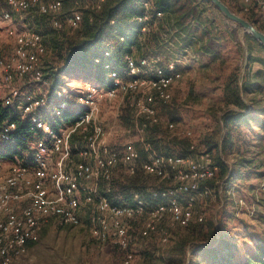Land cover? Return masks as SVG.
<instances>
[{
  "label": "built area",
  "instance_id": "built-area-1",
  "mask_svg": "<svg viewBox=\"0 0 264 264\" xmlns=\"http://www.w3.org/2000/svg\"><path fill=\"white\" fill-rule=\"evenodd\" d=\"M104 1L87 0L85 6L98 9ZM238 1L245 13H250L257 5L264 17V0ZM0 2L18 13L34 12L47 17L57 32L79 28L83 18L77 8L63 16V0ZM144 6L147 11L133 20L140 25L142 35L150 32L163 17L161 11L149 13L150 2H145ZM4 17L10 19L11 14L7 12ZM8 33L13 38L14 49L5 58L0 52V85L7 89L6 101L19 110L21 121L31 133L24 137L25 147L9 157L14 159L13 163L5 166L0 162V264H12L26 255L50 220L81 225L82 210L86 206L94 210L89 230L95 240L125 250L118 264H133L135 255L129 251L130 245L139 237L158 232L164 222L186 227L195 220H204V215H195L197 200L211 194L220 182L219 167L210 152L183 156L150 153L140 163L134 143L127 142L122 149H117L110 144L112 131L103 128L106 114L102 106L128 99L134 115L141 120L140 130L150 124L175 129L176 124L161 116L158 104L172 99L174 87L183 77L184 54L188 48L180 49V54L167 57L165 61L160 52L144 56L126 53L121 57L120 66L113 57L117 46L108 43L102 53L105 72L102 83L72 88L61 85L49 98L42 91L48 84L43 65L47 53L45 36L27 25L9 28ZM100 61L96 59V63ZM18 80L32 83L35 89H22ZM68 110L76 112V120L60 123ZM18 126L16 120L2 122L1 151L6 145H16ZM75 136L82 139L77 149L72 146ZM24 153L26 157L21 156ZM121 166L130 175L140 166L146 175L165 185L149 190L157 203L152 204L143 194L134 192L132 204H115L106 194L98 192V183L104 185L106 192L112 189L114 172ZM259 191L264 195V180ZM138 215H145V221L134 234L129 220ZM168 239L169 234L164 233L163 242ZM256 264H264V250Z\"/></svg>",
  "mask_w": 264,
  "mask_h": 264
},
{
  "label": "rangeland",
  "instance_id": "rangeland-1",
  "mask_svg": "<svg viewBox=\"0 0 264 264\" xmlns=\"http://www.w3.org/2000/svg\"><path fill=\"white\" fill-rule=\"evenodd\" d=\"M194 1L197 4L196 10L199 12L198 24L207 23L215 34L218 33L219 35L221 32L220 36L224 38L223 41H219L223 44L220 48L214 46L216 43H212L213 48L220 54L219 58L223 70L203 72L200 62V43L188 42L190 45L188 55L187 53L184 55L190 66L183 69V77L174 87L173 100L170 102L171 106L175 105L179 109L181 119L176 123L175 129L169 130L170 134L174 136H187L198 152H208L205 143L206 137L216 134L222 142L228 136V131L223 127L224 113L230 108L239 111L243 109L234 106L229 107L227 103H220L217 99L220 98L218 97L220 95L213 92L212 86L204 85V82L206 83L207 80H212L214 77L222 76L227 79L237 75L241 96L243 100L247 101H244L247 106V109L244 110L248 112L249 119L242 127H234L229 137L232 139L235 136L241 141L244 138H250L256 142L261 137L262 152L255 155L250 152L245 155L246 151H244L243 156L237 157L232 152L235 147L234 144H236L233 141H231L229 148L222 149L220 147L219 155L229 166V172L226 176H222L218 170V180L220 181L218 186L211 194L198 198L195 215L201 214L204 215V219H212L218 237L227 242V247L232 254L229 257L242 262L249 256H259L264 250V195L259 191L260 183L264 180V96L259 88V85L264 86V50L256 39L251 35L248 37V33L244 32L235 22L226 18L213 4L203 3L201 0ZM228 1L234 9L239 11L238 14L247 16L248 13L242 10V5L238 0ZM80 6L81 4L77 3L74 5V9H78ZM253 11L256 13V19L259 20L254 25L257 28V25L263 26L264 17L257 5ZM7 12L11 14L10 19L4 17ZM46 21L49 22L48 18L38 13H18L0 2L1 55L4 58L8 57L14 49L13 38L8 33L9 28L19 29L27 25L41 31L42 25L39 23L44 24ZM46 24L48 29H52L50 24ZM66 31L71 32L72 30ZM66 31H55L54 36L45 35L47 53L43 58V65L47 76L51 74L52 66L57 64L54 62L55 57L51 49L52 38L61 37ZM195 32L199 37L200 29H196ZM149 40H146L143 50L139 51L134 48V53L141 56L145 50L149 49L150 52H153ZM147 43L148 45H146ZM157 49L164 56V61L167 56L180 54V50L165 46L164 42ZM207 60L211 61L210 58ZM95 74L96 70L89 72V70L78 69L74 75L60 80L62 81L60 84L72 88L80 87L86 83H102L105 80L104 75L101 74V77L96 78ZM26 82L23 84V80L17 81L24 90L35 89L32 83ZM248 84H251V89L248 92L243 91L242 87ZM42 91L47 93L45 87L42 88ZM6 95L7 89L0 85V109H9L14 115L19 114V110L8 104L5 99ZM125 102L128 103V100L107 102L102 106V112L106 114L103 128L107 132L112 131L110 144L115 148L122 149L127 142H132L139 149V144L143 143L147 132L140 130L141 120L134 115L133 110L127 114L132 121L124 124L122 110ZM158 108L161 116L169 119L163 113L164 104L159 103ZM2 122L0 123L2 124ZM81 142L82 139L75 136L72 139V146L77 149ZM242 145L246 144L243 143ZM247 146L255 147L252 144H247ZM3 154L0 149V162L3 165L9 166L13 163V158ZM210 154L216 156L218 152L213 151ZM21 156L26 157L27 155L24 153ZM19 159L22 158L19 156ZM128 174L126 169L121 166L115 170L113 181L125 178ZM222 182L223 184H221ZM161 184L162 182H159L157 178L150 176L147 179L146 187L147 190H150L151 187ZM97 190L99 193H106L102 183H98ZM93 215L94 210L86 206L82 210L81 225L66 224L58 219L50 220L44 225L40 239L30 247L29 252L14 260L12 264H118L125 255V250L113 244H100L95 240L89 230V225L93 224ZM144 221L145 215H138L130 219V231L134 234L138 233ZM180 231V226L166 221L161 225L158 232L152 233L146 238L139 237L129 248V251L135 255L133 264H166L163 255ZM164 233L169 234L167 242L162 240ZM146 250L151 255H147ZM221 252L228 253L226 249H222ZM190 259H195V256L191 255Z\"/></svg>",
  "mask_w": 264,
  "mask_h": 264
},
{
  "label": "trees",
  "instance_id": "trees-1",
  "mask_svg": "<svg viewBox=\"0 0 264 264\" xmlns=\"http://www.w3.org/2000/svg\"><path fill=\"white\" fill-rule=\"evenodd\" d=\"M63 1V16L70 13L74 9L75 4L80 3L81 6L78 9L82 11L83 18L79 28L71 32L66 31L61 37L52 38L51 49L55 57L54 62L57 64L52 66L51 74L48 76L45 75L48 84L44 87L47 89L46 94L49 98H52L59 86H61L60 83L62 81L60 80L64 77L74 75L78 69L89 70V72L96 70V78L101 77V74L104 75L102 53L108 43H113L117 46L113 57H116L115 63L120 66L122 65L121 57L126 53H134V48H137L139 51L143 50L147 39H150V43H148L154 51L150 52L151 50L149 49L145 50L141 53V56L160 52L156 48L163 42L165 46L169 47L180 44V49L189 48L190 45L188 42L193 43V41H196L197 44L201 42L200 45L207 50L213 47V42L219 48L223 45L219 42L224 39L223 36H220L221 32H219V35L218 33L215 34L207 23L198 24L199 12L196 10L197 4H195L194 0H105L98 9L86 7L85 3L87 0H79V2L78 0ZM201 1L203 3H211L209 0ZM223 1L233 11L236 13L239 12L232 7L228 0ZM145 2L151 3V7L148 10L149 13L155 14L157 11H161L163 12V17L156 21V24L151 27L150 32L142 35L140 33V25L133 20L147 11L144 6ZM253 10L248 13L249 15L247 14L246 18L255 24L259 20L256 19V13ZM46 23L48 25L50 24V28L52 29H48ZM39 25L42 26L41 31H38L44 36L46 34L49 36L56 34V30L50 21H46L44 24L39 23ZM257 26L260 30L264 31V25ZM196 29H200L199 37L195 32ZM248 37H250V34H248ZM45 42L47 44L46 36ZM261 46L264 50V46ZM96 59H100L101 61L96 63ZM229 79L230 82L225 88L224 103H227L229 107L234 106L246 111L244 109H247V106L244 104L241 96L237 75L235 74L229 77ZM250 86L251 84L243 86V91L248 92L251 89ZM263 87L259 85L264 96ZM172 100L173 97L169 102L161 103L164 104L163 113L167 115V118L171 122L176 124L181 119V113L175 105L171 106L170 102ZM125 103L122 110L124 113L122 119L124 120V124H128L129 121H132L129 118L130 116L127 115L131 112V108L129 102ZM243 111L227 110L224 113L222 118L223 127L228 131V136L222 142L216 134L206 137L205 140L208 152H218L216 156H212L222 176L228 174L229 166L221 155H219V148H229L231 146V138L229 137L232 132L231 130L234 127H242L247 123L249 114ZM76 117L77 114L75 111L68 110L59 122H73L76 120ZM4 119L19 122L18 131L15 134L16 145H6L3 151V155L13 157V154L19 153V148L25 147L24 137L28 136L31 132H29L27 124L21 121L20 115H14L9 109H0V122ZM143 131L147 133L143 143L139 144L140 163L150 153L177 156L196 155L199 153L196 151V148H192L193 143L187 136H174L170 134L167 125L150 124ZM149 177L138 166L134 174H128L125 178H120V180H115V182L113 181L112 189L105 194L112 203L132 204L133 193L139 192L149 202L155 204L157 200L151 198L150 192L146 187ZM210 185L212 187L215 186L214 182H210ZM161 186L165 185L162 184ZM180 228L181 231L177 234L176 239L173 240V243L163 255L166 264H256L259 260V256H249L242 262L235 261L233 258L231 259L229 256L232 254L229 251V247H227V242L223 238L218 237L217 229L212 219L191 222L190 225ZM222 249H226L228 253L221 252ZM145 252L147 255H151L148 250ZM191 255H194L195 259H190Z\"/></svg>",
  "mask_w": 264,
  "mask_h": 264
},
{
  "label": "crops",
  "instance_id": "crops-1",
  "mask_svg": "<svg viewBox=\"0 0 264 264\" xmlns=\"http://www.w3.org/2000/svg\"><path fill=\"white\" fill-rule=\"evenodd\" d=\"M200 44H201V42H200ZM179 45L180 44L172 45L171 47H174V48L180 50ZM213 47H211L207 50L204 47H202V45H200V62H201V70L203 72L204 71L216 72L217 70H223V65H221L222 62H221V59L219 58L220 54ZM215 47H218V46H215ZM187 55H188V53H187ZM171 56H173V55H170L167 57H171ZM207 58L208 59L210 58L211 61H208ZM187 61L184 63V66H182V69L188 68L190 66V64H188ZM229 82H230L229 78L226 79V78H223L222 76H219V77L212 78V80L211 79L207 80L206 83L204 82V85L208 84L209 87L212 86L214 88L213 92L214 93L216 92L217 95H220V96H218L220 98H217L218 101L220 103H224V100H225L224 96L226 94L225 88L229 84ZM24 83L25 82H23V84ZM244 101L247 102L245 99H244ZM233 109L234 108H230L229 110H233ZM243 112L248 113L247 111H243ZM231 141H233V143H236V144H234L235 147H234V150L232 152L235 156L237 155V157L243 156L244 151H246L245 155L249 154L250 152H252L253 155L260 154V152H262L261 137H259L258 142H256V141L251 140L250 138H244L243 141H241L240 139H238L234 136L231 139ZM243 143H245L246 145L243 146L242 145ZM247 144L248 145H251V144L255 145V147L254 148L248 147Z\"/></svg>",
  "mask_w": 264,
  "mask_h": 264
},
{
  "label": "water",
  "instance_id": "water-1",
  "mask_svg": "<svg viewBox=\"0 0 264 264\" xmlns=\"http://www.w3.org/2000/svg\"><path fill=\"white\" fill-rule=\"evenodd\" d=\"M219 11L229 20L239 25L244 32L250 34L256 39L261 45L264 46V31L257 28L250 20L246 17L236 13L231 7L226 4L223 0H209Z\"/></svg>",
  "mask_w": 264,
  "mask_h": 264
}]
</instances>
